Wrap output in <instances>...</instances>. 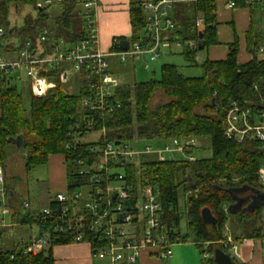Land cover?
<instances>
[{"label": "trees", "instance_id": "obj_1", "mask_svg": "<svg viewBox=\"0 0 264 264\" xmlns=\"http://www.w3.org/2000/svg\"><path fill=\"white\" fill-rule=\"evenodd\" d=\"M39 0H0V55L7 56L16 51L15 46L26 39L35 42L37 33L46 30L48 42L63 41L67 45L80 42L86 36L84 20L80 14L78 0H63L56 4L61 8L60 14L52 17L48 11L51 7L38 9ZM146 1H137L129 5V25L131 35L128 40L145 27L142 5ZM238 7L245 8L241 3ZM30 6L36 16L26 15L20 27L9 28L10 8ZM253 13L255 10L250 8ZM201 14L202 29L195 25L197 15ZM174 31L170 41L178 37L181 43L199 42L201 32L202 49L217 44L215 30L216 8L214 0H178L172 10ZM245 35V47L251 53L253 46L261 42L257 21H252ZM228 46V53L221 61L206 60L200 64V76L185 77L173 64H164L160 68V78L147 82L121 84L112 98L106 101L111 111L99 110L90 112L83 105L85 82L76 95L65 93L58 75L42 73L49 77L56 88L45 97L34 98L29 91V107L26 110L23 98L6 79L0 80V167L4 168L7 160V148L14 145L13 140L21 138V147L25 167L34 168L45 164L50 157L60 156L66 166L67 191H74L85 180L78 175L80 168H96L100 154L92 152L95 146L102 147L107 143L123 144L133 140L159 146L164 142L176 140L208 138L211 157L207 159L167 160L160 162L151 156H140L133 162L120 160L110 163L108 168H127V179L136 181L138 172L141 185L149 183L158 188L159 200L163 209V223L179 231L184 217L186 230L181 235V243L191 242L200 253L209 255L200 264H214L212 255L216 248L223 249L220 241L226 239L227 225L232 231L237 229V239L257 238L261 235L260 212L263 206L236 212L231 216L230 209L237 200L249 199L255 192H264L259 184L257 171L264 168V143L245 141L235 143L223 134L225 115L230 103L243 107L260 109V100L264 98V62L251 59L238 63V39ZM115 38L111 52L120 51ZM122 40V39H121ZM201 49V50H202ZM198 48L189 51L183 49V57L190 66L196 65L195 57ZM197 66V65H196ZM257 85L258 91L253 90ZM161 95L163 101L153 105V99ZM92 117L93 133L104 129V136L97 142H77L66 148L68 134L82 136L91 134L84 128V122ZM16 147V146H15ZM7 206L18 218L20 225H39V220L30 212L20 215L19 202L8 197ZM15 206H14V205ZM251 201L245 203L250 206ZM13 205V206H12ZM22 207V206H21ZM57 208L52 202L38 204V210ZM207 208L217 223L207 225L202 222L201 210ZM17 211V212H16ZM15 212V213H14ZM49 221L46 226H49ZM230 226V225H229ZM50 245L37 255L22 254L21 248L0 250V264H55L52 248L54 246L73 244L63 237H51ZM95 247L96 244L93 243ZM207 247V250L203 247ZM234 264H241L234 260Z\"/></svg>", "mask_w": 264, "mask_h": 264}, {"label": "built area", "instance_id": "obj_2", "mask_svg": "<svg viewBox=\"0 0 264 264\" xmlns=\"http://www.w3.org/2000/svg\"><path fill=\"white\" fill-rule=\"evenodd\" d=\"M61 1L63 0H39L35 6L44 9ZM177 1L145 2L142 5L145 27L135 39L127 41V50L103 52L99 48L95 27L98 1L78 0L86 36L80 42L67 45L63 41L48 42V32L45 29L39 31L35 42L26 39L15 46V53L0 55V80L6 79L14 83L24 78L28 82L30 94L34 98H42L56 88V83L41 74L53 72L58 75L62 86L68 84V88H76V94L82 89L81 82H85L87 95L82 97V102L90 112L104 109L111 111L106 101L112 98L121 82L111 74L108 58L114 56L120 62H135L146 57L148 63L155 62L160 57L161 50L170 48V34L174 31L172 10ZM237 2L245 8L257 10L264 24V0H226V7L236 8ZM194 23L197 28L203 25L202 19L198 18ZM260 34L261 42L253 46L249 54L250 60L263 63L264 25ZM2 35L3 31L0 29V37ZM174 41L178 47L189 51L198 47L195 41L181 43L178 37H174ZM144 65V69L149 71V64L145 62ZM253 90L258 91L257 85L253 86ZM259 104L260 109L255 110L230 103L224 118L223 134L237 144L253 140L264 143V98ZM94 121L92 117L87 118L83 126L88 131L92 130L91 134L97 135L98 139L104 136L105 131L102 129L93 133ZM82 137L81 133L78 136L68 134L66 148L80 142L78 139ZM97 139L90 142H97ZM127 144L107 143L102 147L95 146L92 152L100 154L97 167L80 168L78 175L85 180L74 191L57 194L50 201L57 208L31 212L29 202H22L24 214L30 212L44 227L40 229L39 225H32L37 228L38 233L21 248L22 254L37 255L47 249L51 237H63L71 243H88L93 257L108 264H137L144 252H149L158 260L172 257V247L181 243V234L161 221L163 209L158 188L149 183L141 185L138 172L134 176L136 181H132L127 179V168L107 166L120 160L133 162L142 155L151 156L160 162L177 160L175 153L184 154L188 161H194L191 153L197 149V141L173 139L162 143L160 147L147 145L141 151L130 149ZM257 174L259 184L264 189V168H260ZM79 188H85L86 193H78L76 190ZM7 200L4 172L0 167V229L6 227L4 218L10 214ZM48 221L50 224L46 226ZM91 239L96 244L95 247L92 246ZM221 244L226 253L236 254L238 246L230 240ZM208 256L207 253L203 254L204 258Z\"/></svg>", "mask_w": 264, "mask_h": 264}, {"label": "rangeland", "instance_id": "obj_3", "mask_svg": "<svg viewBox=\"0 0 264 264\" xmlns=\"http://www.w3.org/2000/svg\"><path fill=\"white\" fill-rule=\"evenodd\" d=\"M99 1V0H98ZM130 1H146V0H128ZM255 10V9H254ZM233 9L231 10V12ZM257 12L258 16V11ZM61 8L57 5L52 6L48 13L52 17L58 16L60 14ZM26 15L31 17L36 16V11L30 6H25L15 10L13 7L10 8V13L8 17L9 28L20 27L23 23V19ZM198 19H201V14L197 15ZM263 21L260 20L259 16V26L262 29ZM199 30L202 29L198 28ZM223 34V33H222ZM130 37V34L127 35ZM130 41V40H129ZM185 43V42H184ZM221 47L225 48L224 45ZM171 52L167 53L164 50H161L160 57L152 63H148V59L145 57L142 61H132L127 60L125 62H120L118 57L108 58L110 65V72L113 77L123 84L131 85L136 82H147L152 80H158L160 78V68L164 64H173L178 68L179 73L185 77H197L200 76V64H202L206 59L214 58L215 56L212 53L211 46L206 49L198 50L195 57V64L197 65H188L185 58L183 57V48H180L176 45V41L170 43ZM221 56V55H219ZM220 58V57H219ZM241 58V57H240ZM245 60V59H243ZM149 64L150 70L146 71L144 69V63ZM12 85L16 87L17 91L21 93L23 98V104L26 110L29 107V89L28 82L22 78L21 81L14 82ZM68 84H64L62 87L65 93L70 95H76V88H68ZM161 95H157L153 99V105L161 103L163 101ZM97 139V135H85L78 140L81 143H86L94 141ZM130 149L141 151L145 146L149 145L154 147V144L146 143L144 141L133 140L127 144ZM160 147V146H159ZM168 156V155H166ZM191 156L195 159H207L211 157V148L210 141L208 138H201L197 141V149H194L191 153ZM174 157L177 160H187V156L184 154L175 153ZM2 168V167H1ZM66 166L63 164L62 158L60 156H53L48 159V161L43 165L35 166L34 168L27 169L25 167V160L22 152L15 145L9 146L7 148V160L3 168L5 175V184L16 194V199H25L30 204V210H38V204L45 203L46 201H52L57 194H65L67 192V179H66ZM78 193L84 195L86 193L85 188H79L76 190ZM22 209V207H21ZM42 210V209H41ZM21 212V210H20ZM19 212V213H20ZM32 212V211H31ZM20 215H22L20 213ZM17 218V217H16ZM6 223L11 222V218L6 216L4 218ZM186 219L182 218L180 222L179 232L181 235L185 233L186 230ZM30 227V228H29ZM19 226V228L12 229L8 228L4 230L2 236L0 237V250L4 252L11 250L13 244H20L21 241H25L29 238L30 235H35L38 233L35 226ZM230 226L227 225L226 239L219 242V245H222L224 241L230 236L229 232ZM21 240V241H20ZM71 246H74V249L77 248L78 257L81 256L80 244L76 245L75 243ZM206 250V245L203 246ZM172 257L167 260L159 261V264H200L202 260L207 258L203 257L204 253H200L198 249L194 247L191 242L177 243L172 247ZM207 253V251H206ZM91 260L94 264H100L102 261L94 258L91 253H89ZM65 259H62L60 264H63ZM67 262V261H66ZM103 264V263H101Z\"/></svg>", "mask_w": 264, "mask_h": 264}, {"label": "crops", "instance_id": "obj_4", "mask_svg": "<svg viewBox=\"0 0 264 264\" xmlns=\"http://www.w3.org/2000/svg\"><path fill=\"white\" fill-rule=\"evenodd\" d=\"M214 1L216 8V22L218 23L215 30L217 44L211 46L212 53L215 55L213 56L214 58L208 57L207 59L211 61H221V59H224L228 53V46L234 42L235 35H237L238 49H239L237 62L238 63L248 62L250 60V54L247 52V49L245 47L244 33L248 30L249 25L251 24L252 21H257L259 24V14L257 16L256 11L252 13L250 11V8L248 7L247 8L236 7L233 8V11L231 12L232 9L226 7V0H214ZM133 2L135 1H130V2L128 0L98 1L95 27L97 29V37H98L97 41L99 42V48L101 49V51L111 52L110 48L115 38H121L123 40L128 41L129 38L127 37V35L128 34L131 35V29L129 25V14L127 11L129 5ZM259 29H261L260 26ZM221 45H224L225 48L221 47ZM164 52L167 53L171 52V48L164 49ZM8 189H9L10 198L13 197L16 198V194L13 191H11L9 187ZM23 201L26 200L19 199V201H17L19 202V209H16L18 211L21 210L20 213L22 215L25 212L23 208L21 209V204ZM7 203L9 202L7 201ZM8 208L10 210V214L7 216L11 218V222L10 223L5 222L6 227L0 229V237L2 236V233H4L5 229L8 228L16 229L19 228V226L29 227V225H20V223L18 222V218L13 216V211L10 209V207ZM241 210H247L245 204L241 206H237L236 209L234 210V213H231L230 215L236 216V212H240ZM30 211L33 210L31 209ZM260 216H261L260 225L262 230L260 236H258L257 238H243V239L235 240V238H238L240 236V231L234 229V231H232L234 233H232V235L229 234L230 236L227 239L238 246V250L236 254L231 255V257L241 264H264V207L260 212ZM229 225L230 227H233V224L232 226L231 224ZM35 235H30L29 238L25 241L20 240L21 241L20 244L19 243L17 245L13 244V248L19 249L24 247L28 243L30 238H32ZM79 244L81 245L80 258L78 257L79 250H77V248L74 249V246H71L72 244L54 246L52 248V254L55 264H60L62 259H65L63 264H94L91 258H89L90 257L89 253L92 254L90 245L88 243H78L76 245ZM159 261L161 260H158L149 252H144L142 253L141 258L139 259L137 264H159ZM101 263L108 264L106 261H102Z\"/></svg>", "mask_w": 264, "mask_h": 264}, {"label": "water", "instance_id": "obj_5", "mask_svg": "<svg viewBox=\"0 0 264 264\" xmlns=\"http://www.w3.org/2000/svg\"><path fill=\"white\" fill-rule=\"evenodd\" d=\"M198 37H199V42H198L197 48L198 50H201L203 46L201 44V41L203 39L201 32H198ZM118 48L121 51H126L128 48V42L123 39L120 40L118 42ZM12 142L17 148L21 147L22 142H21L20 137L17 138L16 140H13ZM249 200L251 201V204L250 206L247 207V209H252L255 206H263L264 205V192H255V195L249 199L237 200L236 202L237 204L231 207L230 213H234V210L236 209L237 206H241L245 204L246 202H248ZM200 214H201L200 219H202V222L204 224L214 226L217 223L216 218H213V216L211 215L210 211L207 208L202 209ZM212 261L214 262V264H234V261L232 260L231 255L226 253L223 249H220V248H216L215 251L213 252Z\"/></svg>", "mask_w": 264, "mask_h": 264}]
</instances>
